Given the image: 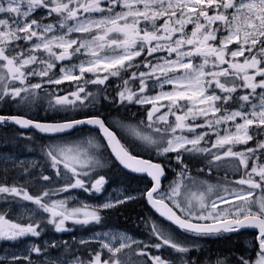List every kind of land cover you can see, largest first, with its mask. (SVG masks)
I'll use <instances>...</instances> for the list:
<instances>
[{
    "label": "snow or ice",
    "instance_id": "6c2138e0",
    "mask_svg": "<svg viewBox=\"0 0 264 264\" xmlns=\"http://www.w3.org/2000/svg\"><path fill=\"white\" fill-rule=\"evenodd\" d=\"M0 134V264H264V0H0Z\"/></svg>",
    "mask_w": 264,
    "mask_h": 264
},
{
    "label": "trees",
    "instance_id": "16d2710c",
    "mask_svg": "<svg viewBox=\"0 0 264 264\" xmlns=\"http://www.w3.org/2000/svg\"><path fill=\"white\" fill-rule=\"evenodd\" d=\"M22 150L26 147L23 142L20 144ZM148 209L145 208L143 203H133L129 207L125 208L122 213H118L110 218L113 220L110 223L111 226L119 229L129 230L138 235L144 236V232L142 228L137 227L140 222H137V225L130 223V219H138L141 213L147 214ZM115 218V219H113ZM203 251L199 253V257L205 261L214 260L217 256H224L230 253L233 250V243L227 240H219V239H210L202 244ZM239 245H237V249Z\"/></svg>",
    "mask_w": 264,
    "mask_h": 264
},
{
    "label": "flooded vegetation",
    "instance_id": "af4514ba",
    "mask_svg": "<svg viewBox=\"0 0 264 264\" xmlns=\"http://www.w3.org/2000/svg\"><path fill=\"white\" fill-rule=\"evenodd\" d=\"M10 151L11 153H13L14 155H16L18 152H19V150L18 149H16V147H13V146H10L8 149H4L2 146H0V151ZM28 157H30V156H28L27 154L24 156V158H28ZM3 245H0V247H2ZM0 254H2V253H0Z\"/></svg>",
    "mask_w": 264,
    "mask_h": 264
},
{
    "label": "bare ground",
    "instance_id": "6f19581e",
    "mask_svg": "<svg viewBox=\"0 0 264 264\" xmlns=\"http://www.w3.org/2000/svg\"><path fill=\"white\" fill-rule=\"evenodd\" d=\"M16 156L24 157V154H23L21 151H19V152L16 154ZM129 221H130L131 224H134L135 226L137 225L136 221H137V222H140V221H139V218H138V219H132V218H131Z\"/></svg>",
    "mask_w": 264,
    "mask_h": 264
},
{
    "label": "rangeland",
    "instance_id": "374dc122",
    "mask_svg": "<svg viewBox=\"0 0 264 264\" xmlns=\"http://www.w3.org/2000/svg\"><path fill=\"white\" fill-rule=\"evenodd\" d=\"M36 156V155H35Z\"/></svg>",
    "mask_w": 264,
    "mask_h": 264
}]
</instances>
